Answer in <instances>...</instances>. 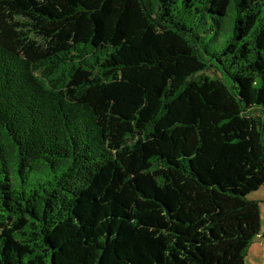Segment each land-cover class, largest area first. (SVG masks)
Wrapping results in <instances>:
<instances>
[{
  "label": "trees",
  "instance_id": "1",
  "mask_svg": "<svg viewBox=\"0 0 264 264\" xmlns=\"http://www.w3.org/2000/svg\"><path fill=\"white\" fill-rule=\"evenodd\" d=\"M263 185L264 0H0V264H244Z\"/></svg>",
  "mask_w": 264,
  "mask_h": 264
},
{
  "label": "rangeland",
  "instance_id": "2",
  "mask_svg": "<svg viewBox=\"0 0 264 264\" xmlns=\"http://www.w3.org/2000/svg\"><path fill=\"white\" fill-rule=\"evenodd\" d=\"M248 198L254 200L259 205L261 235H264V185L258 190L249 194ZM257 238L255 243L250 247L244 264H264V239Z\"/></svg>",
  "mask_w": 264,
  "mask_h": 264
},
{
  "label": "crops",
  "instance_id": "3",
  "mask_svg": "<svg viewBox=\"0 0 264 264\" xmlns=\"http://www.w3.org/2000/svg\"><path fill=\"white\" fill-rule=\"evenodd\" d=\"M254 244V243H253Z\"/></svg>",
  "mask_w": 264,
  "mask_h": 264
}]
</instances>
